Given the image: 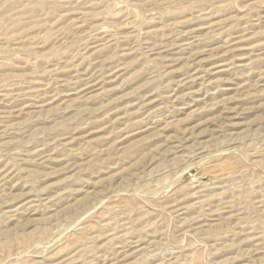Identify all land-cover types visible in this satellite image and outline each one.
<instances>
[{
    "label": "rangeland",
    "instance_id": "rangeland-1",
    "mask_svg": "<svg viewBox=\"0 0 264 264\" xmlns=\"http://www.w3.org/2000/svg\"><path fill=\"white\" fill-rule=\"evenodd\" d=\"M0 264H264V0H0Z\"/></svg>",
    "mask_w": 264,
    "mask_h": 264
}]
</instances>
